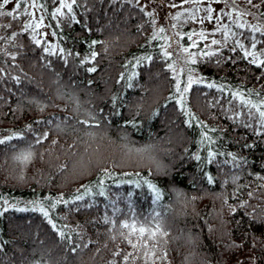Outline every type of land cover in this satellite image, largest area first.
Listing matches in <instances>:
<instances>
[{"label": "trees", "instance_id": "trees-1", "mask_svg": "<svg viewBox=\"0 0 264 264\" xmlns=\"http://www.w3.org/2000/svg\"><path fill=\"white\" fill-rule=\"evenodd\" d=\"M39 1L57 51L0 2V264H264V0L181 101L140 6Z\"/></svg>", "mask_w": 264, "mask_h": 264}, {"label": "rangeland", "instance_id": "rangeland-1", "mask_svg": "<svg viewBox=\"0 0 264 264\" xmlns=\"http://www.w3.org/2000/svg\"><path fill=\"white\" fill-rule=\"evenodd\" d=\"M2 1L4 0H0V2ZM24 1L29 12L28 25H31V27L28 26V29L36 31V39L44 41L47 49L57 51L58 45L41 9L40 1ZM71 1L61 0L58 9L68 7ZM128 1L140 6L152 19L153 34L161 40V51L169 61V67L175 78L177 98L180 101L184 98L189 80L191 79V83L200 80V76L193 66V60L195 61L196 55L202 50L210 49L213 38H208V35L225 27L223 21L225 16L237 25L263 30V26L254 19L253 9L248 0ZM17 2L18 0H9L5 7L12 9ZM208 9H211V13L208 12ZM209 15H211V20L208 19ZM161 29H163L162 32ZM200 33L204 34V38H201ZM189 34H192L191 39H189ZM194 42L195 46H193ZM185 48L188 49L187 52L184 51ZM184 111L186 114L188 113L186 107H184ZM3 204L9 206L4 199ZM35 208L41 209L40 207ZM48 219L51 221L50 218Z\"/></svg>", "mask_w": 264, "mask_h": 264}, {"label": "snow or ice", "instance_id": "snow-or-ice-1", "mask_svg": "<svg viewBox=\"0 0 264 264\" xmlns=\"http://www.w3.org/2000/svg\"><path fill=\"white\" fill-rule=\"evenodd\" d=\"M8 2H9V0H4V3H5V4H7ZM19 7H20V4L17 3V4H16V8L18 9ZM208 12L211 13V9H208ZM7 15L12 16L13 13H12V12H9V13H7ZM208 19L211 20V15H209ZM28 26L31 27V25H28ZM37 27H39V25H37ZM160 31L162 32L163 29H161ZM191 35H192V34H189V39H191ZM200 36H201V38H204V34H203V33H200ZM212 43H213V44H217V43H219V42L216 41V40H213ZM193 46H195V42H194ZM253 46H255V45H253ZM184 51L187 52L188 49L185 48ZM93 55H95V54H93ZM193 55H194V54H193ZM193 62H195V61L193 60ZM252 62H253V63H256L255 59H254ZM89 70H90V71H95V69H89ZM190 85H191V79L189 80V86H190ZM209 87H212V85H209ZM185 90H187V89H185ZM260 115H261V117H264V112H261ZM0 143H4V141L0 140ZM209 155L211 156L212 154L210 153ZM25 158H26V157H25ZM80 198H81V197H77V199H80ZM53 206H54V205H53ZM20 210L23 211L24 209H20ZM40 211H42L43 214H44L45 216L48 215L47 211H45L44 209L41 208ZM124 227H128V225L125 224ZM135 230H136L135 227H133V231H135ZM139 231H140L141 233H143V232L145 231V229H144V228H140ZM61 235H63V233H61Z\"/></svg>", "mask_w": 264, "mask_h": 264}]
</instances>
